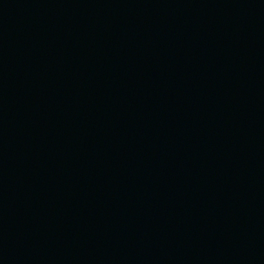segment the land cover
Instances as JSON below:
<instances>
[{"label": "water", "instance_id": "1", "mask_svg": "<svg viewBox=\"0 0 264 264\" xmlns=\"http://www.w3.org/2000/svg\"><path fill=\"white\" fill-rule=\"evenodd\" d=\"M0 264H264V0H0Z\"/></svg>", "mask_w": 264, "mask_h": 264}]
</instances>
